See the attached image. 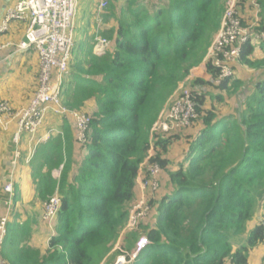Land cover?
Here are the masks:
<instances>
[{
  "label": "trees",
  "instance_id": "1",
  "mask_svg": "<svg viewBox=\"0 0 264 264\" xmlns=\"http://www.w3.org/2000/svg\"><path fill=\"white\" fill-rule=\"evenodd\" d=\"M253 1L238 5L239 18L254 25L255 34L241 47L234 77L216 85L219 71L207 62L211 81L193 79L188 87L198 119L170 134L152 130L178 84L203 62L227 0H126L104 56L95 55L93 45L73 50L63 103L91 117L89 142L80 146L72 122L64 119L62 134L38 146L30 164L32 205L44 206L58 193L55 233L43 247L31 245L38 212L20 210L15 185L0 246L4 261L115 264L146 236L151 244L130 264H249L251 252L264 244V42L255 38L264 31V0H255L257 18ZM117 8L110 0L104 17ZM237 65L262 76L241 104L223 114L243 88ZM90 102L94 109L88 111ZM152 149L150 164L161 169V187L149 195L153 213L121 238ZM5 182L0 172V201Z\"/></svg>",
  "mask_w": 264,
  "mask_h": 264
},
{
  "label": "built area",
  "instance_id": "2",
  "mask_svg": "<svg viewBox=\"0 0 264 264\" xmlns=\"http://www.w3.org/2000/svg\"><path fill=\"white\" fill-rule=\"evenodd\" d=\"M241 1L227 0L220 28L206 54L205 62H210L219 71L215 80L216 85H221L234 77V65L240 58L241 47L253 39V34H255L253 33L254 25H245L239 18L238 5ZM78 4L79 0H20L7 11L0 26L1 38L12 22H26L25 41L21 42L18 49L36 51L39 55L40 65L38 87L26 107L16 110L8 102L0 103V124H3L5 119H10L9 121H13L17 125L12 138L15 151L6 182L2 188L4 199L0 201V209H5V213L0 217V246L3 243L13 209L16 173L19 160L22 157L19 147L24 134L30 135L29 142L32 144L49 118L56 117L70 119L80 146L85 147L89 142L88 132L91 117L84 112L72 110L63 103V86L70 71L72 52L75 46L74 33ZM253 4L257 8V18L260 6L255 0ZM107 7L108 0H101L97 16L99 21ZM255 38L264 42V31L256 33ZM110 45L108 39L97 36L93 48L95 55L104 56ZM4 48L5 46L0 43V53ZM178 88L180 89L170 100L171 107L168 111L162 112L158 122L154 125L153 134H170L178 129H186L198 119L199 114L196 110L194 94L184 86V83ZM35 154L36 148H33L29 155V161L35 157ZM154 154L152 149L140 170L137 180L141 194L131 208L121 238L138 230L140 224L153 213L149 195L155 194L160 189L161 174V169L157 164H150V159ZM60 206L61 200L58 193L44 205V218L49 227L56 221ZM150 244L151 242L146 236H141L130 252L122 251V255L117 258L115 264L134 262ZM116 249H120L119 243ZM0 264L9 263L0 257Z\"/></svg>",
  "mask_w": 264,
  "mask_h": 264
},
{
  "label": "crops",
  "instance_id": "3",
  "mask_svg": "<svg viewBox=\"0 0 264 264\" xmlns=\"http://www.w3.org/2000/svg\"><path fill=\"white\" fill-rule=\"evenodd\" d=\"M20 0H0V26L6 16V13L9 9L13 8L16 3ZM101 0H79L78 10L76 17L78 15L81 16V25H82V35L78 38L77 47L82 46L84 50L88 48L94 47L95 38L97 36L107 38V34L116 28V21L114 20V16L118 15L119 10L123 5H125L126 0H112L114 4L117 5V10L113 12V14L109 17H104L103 13L101 15V21L97 19L98 16V7ZM110 0H108L109 2ZM27 30L26 22H12L8 30L1 35L0 43L5 46L3 51L0 53V103L8 102L12 105L14 109H21L26 107L30 100L32 99L38 85V77L40 73V65H39V55L33 49L29 50H19L18 47L21 42L25 41ZM109 40V39H108ZM112 43V41L110 42ZM75 48V47H74ZM94 53V50H93ZM95 54V53H94ZM237 77L242 81L243 88L235 95L232 101L229 103L232 106H237L241 104L249 94L253 91L255 84L260 81L261 73L257 71H253L247 69L243 66L237 65ZM192 76L185 80L184 86L186 88L189 87V84L193 79H201L204 81H211V75L208 72L206 63L201 64L194 68L191 71ZM182 86V85H181ZM188 86V87H187ZM179 87V86H178ZM94 109V103L90 102L87 105L86 110L91 111ZM10 119H5L3 124H0V172L1 174H6L9 171V168L4 169V164L7 161L11 164V160L13 159L15 147L12 143L13 133L17 127L16 123L13 121H9ZM70 121V119H68ZM64 124V119L51 117L44 124L40 133L34 139L33 143L30 144L29 139L24 141V137L22 139L25 142L24 145L21 143L19 150L22 154V149L26 150V145L29 146V153L25 159L23 167L17 170V175L15 179V185L19 187L22 203L19 204L21 207V211L23 212V200H29L31 198V204L27 208L30 211V214H33L36 210H39L38 205H32L34 201H36V192L33 186L32 175H31V167L30 164L33 160L29 161V155L33 148H37L39 145L43 143H47L52 137L62 134V126ZM74 130V127H73ZM29 161V162H28ZM9 167V166H8ZM62 169V168H61ZM54 178H58V176L54 175ZM164 182L166 184L167 180L164 178ZM141 194L140 187L138 188V196ZM31 206H34L32 208ZM41 206V205H40ZM40 214L44 213V206H41ZM5 213V209H0V217ZM44 222V221H42ZM42 222L39 223V227ZM256 224L253 223L254 226ZM38 227V226H37ZM35 228L33 238L31 240V245L41 248L42 246H37V240L41 237L39 236V230ZM41 229V228H40ZM54 233L46 232L42 233V237L44 240L43 244L45 245L51 236ZM249 264H264V244L255 248L251 252V256L249 259Z\"/></svg>",
  "mask_w": 264,
  "mask_h": 264
},
{
  "label": "rangeland",
  "instance_id": "4",
  "mask_svg": "<svg viewBox=\"0 0 264 264\" xmlns=\"http://www.w3.org/2000/svg\"><path fill=\"white\" fill-rule=\"evenodd\" d=\"M81 19H83V18H81V16L80 15H78L77 17H76V19H75V33H74V42H75V48L73 49V50H75L76 48H77V45H78V38H79V36H81L82 35V32H83V29H82V25H81ZM104 38V37H103ZM210 49V48H209ZM206 57H207V55L205 56V58H204V60H203V62L201 63V64H203V63H206L205 62V59H206ZM201 64L199 65V66H201ZM196 68V67H195ZM192 74L193 73H189L188 74V76H187V78L185 79V80H188V78H190L191 76H192ZM184 80V81H185ZM184 81H182V82H180L179 84H178V86L180 87L181 85H182V83L184 82ZM188 87V86H187ZM178 89H180V88H177V90ZM176 90V91H177ZM176 91H175V93H176ZM63 92H64V88H63ZM174 93V94H175ZM174 96V95H173ZM172 96V97H173ZM171 100V99H170ZM170 100H169V102H168V104L165 106V108H164V110H166V111H168L169 110V108L171 107L170 105H169V103H170ZM232 109L234 110L235 109V106H232V105H227V106H225L224 108H223V114H228V113H230V112H232ZM16 110H20V109H16ZM163 110V111H164ZM190 128H191V126H190ZM192 130H193V128H192ZM187 131H191V130H187ZM24 141H27L29 138H30V135L28 134V133H26V134H24ZM23 141V145H24V148H25V142ZM26 150L24 151L23 149H22V157L20 158V160H19V168H21V167H23V165H24V162H25V159H26V157L28 156V153H29V146H27L26 145ZM181 148H182V145H180V146H177L176 148H175V150L173 151V153H174V155L176 156L179 152H181ZM58 174H59V176H58ZM60 174H61V169H59V170H55L54 171V175L55 176H58V178L60 177ZM16 175H17V173H16ZM55 179H57V178H55ZM160 184H161V182H160ZM163 185H165V182H163ZM161 187V186H160ZM31 202V198L29 199V200H26V201H24L23 200V209H27L29 206H30V203ZM152 207H153V209H154V206L153 205H151ZM32 208H34V206H31ZM38 207H39V210L37 211L38 212V217H39V220H40V222H42L43 220H44V222H42V227H41V225H40V227H39V225H38V227H37V229L39 230V236L41 237L40 239H38L37 240V242H38V244H36L37 246H44V244H43V241L45 240V237H44V240H43V237H42V233L44 232V233H46L47 231L48 232H50V233H55V229H56V221L54 222V224L52 225V226H50L49 227V225H48V223H46V221H45V218H44V213L41 215L40 213V208H42L40 205H38ZM21 208V207H20ZM34 213V212H33ZM26 218H28L27 216H25ZM41 219H42V221H41ZM257 219V216H256V218L253 220L254 222H252L251 224H250V226L253 224V223H255V220ZM41 228V229H40ZM113 253L114 252H111V255H113ZM121 255H118L117 256V258L118 257H120ZM116 262V261H115Z\"/></svg>",
  "mask_w": 264,
  "mask_h": 264
}]
</instances>
